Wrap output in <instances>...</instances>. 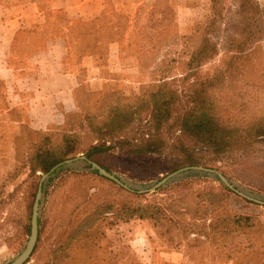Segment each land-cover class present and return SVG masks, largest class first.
I'll list each match as a JSON object with an SVG mask.
<instances>
[{"label": "rangeland", "instance_id": "rangeland-1", "mask_svg": "<svg viewBox=\"0 0 264 264\" xmlns=\"http://www.w3.org/2000/svg\"><path fill=\"white\" fill-rule=\"evenodd\" d=\"M25 1L29 0H0V5L12 7ZM33 1L44 4L47 0ZM239 1L241 2V0H214V2L213 0H162L159 6L160 13L154 14L150 20L153 23L159 20L156 18L165 17L168 26L154 32L150 30V25H146L148 20L139 18L137 22L127 24L123 35H112V32L106 31L100 35L99 41L93 40L92 35L85 34L83 28L85 26H80L79 23V25L73 24L69 32L66 31V27L59 26V20H56L57 17H64L63 14L59 11L48 12L46 23L32 26L17 34L15 56L24 58L35 51H40L47 43L50 44L59 37L64 40L67 38L66 46L68 45L70 51L64 66L68 72L77 75L80 81L74 95L75 110L69 113H73V116L67 118V121L70 120L68 130L74 132V139L77 141L76 151H85L95 141L94 135L90 132V124L87 126L88 121L84 119L86 116L94 117V122L101 123L105 120L107 110L112 104L118 102L126 104L133 101L145 89L159 84V80L165 76H167L165 81L167 87L178 91L186 90L191 83L209 77L220 69L223 70L224 63L227 67L230 66L229 71L234 73L225 80L227 81L225 87L216 90L215 100L223 103L224 114L233 125L237 124L239 118L245 119V116L250 120L253 116L264 115V90L261 88L264 78L263 63L254 62L252 54L246 58L247 61L236 60L232 64L223 51L227 38L236 39L238 26L247 24L245 19L251 15L248 10L239 11ZM248 1L255 8L260 9L258 31L260 39H264V0ZM141 3L111 2L105 8L109 9L108 7L113 6L112 21L115 19L119 21L124 15L123 12L128 13L135 8L147 10L153 7L154 2ZM213 3L216 4L217 14L214 13ZM214 14V24L210 29L209 39L211 43L217 45L215 50H218V53L199 68L187 71V54L202 41L204 24ZM110 17L112 16H109V19ZM104 24L107 25L106 22ZM109 27L110 24L107 28ZM89 47L92 48L91 53L86 52ZM17 60L12 58L14 65L18 64ZM252 83L256 84L252 85ZM240 107H244L241 117L238 112ZM141 118L146 121V113L141 114ZM64 123L62 119V123L51 126L49 132L61 133L65 129ZM9 133L10 135L6 136L9 139L0 141V155L6 156L5 159L0 158V264H7L23 249L29 237L28 231L30 233L28 226L35 195L41 177L45 174L37 172L35 176L31 175L26 165V158L30 155L29 147L35 143L40 133L24 131L21 132L19 139L17 136L13 138L11 130ZM164 133L167 134L164 136L167 146L162 155L127 157L117 151L105 153L96 160L109 172L123 179L139 184L159 181L187 167L177 165L180 154L176 149L172 150L169 147L181 139L176 138L178 132L172 130L169 132L166 129L162 132ZM54 138L56 140L57 137ZM181 140L189 145L186 139ZM79 156L85 155L80 153L74 158ZM86 159L97 164L92 159ZM200 166L203 167L202 164ZM208 168L217 170L238 186L264 196V144L260 145L254 154L226 158L213 163ZM219 194L224 203L222 207H219L218 203ZM196 199H204L209 205L211 204L213 212L209 216V221L231 216L236 219L246 218V221L252 225L247 236H240L242 240H246L244 243L246 246L244 252L242 250L239 252L233 264H264V205L238 196L212 178L186 176L153 192L133 197L131 191L128 192L99 174L75 170H64L48 184L38 223L39 236L30 258L24 264H49V256L54 248L69 234L72 227L101 201L110 200L120 205L131 203L133 200V202L147 201L164 207L173 205L176 209L181 203L192 206ZM121 224L110 227L109 221H103L90 232L91 235L105 234L107 242L100 243V249L91 256L89 264H140L127 244L131 229L127 226L122 227ZM133 227L137 233H141L140 225ZM202 230L208 229L203 226ZM233 235L232 231L230 236ZM151 239L152 243L156 242L155 235H151ZM87 240L83 239L82 244L88 242ZM153 247L155 250L161 249L158 243L153 244ZM84 250L82 246L75 250L74 246L72 255L81 257ZM199 256L197 255L194 264H209L207 261H200Z\"/></svg>", "mask_w": 264, "mask_h": 264}, {"label": "trees", "instance_id": "trees-1", "mask_svg": "<svg viewBox=\"0 0 264 264\" xmlns=\"http://www.w3.org/2000/svg\"><path fill=\"white\" fill-rule=\"evenodd\" d=\"M161 2L162 0H154L153 7L147 10L135 8L128 13L123 12L124 15L120 17L119 21L116 19L112 21L113 6L108 7L109 9L104 8L99 16L86 22L78 19L68 20L64 17L56 18L54 14L52 16L59 20V26L66 27V31L69 32L73 24L79 23L80 26H85L83 27L85 34L92 35L93 40L99 41L100 35L106 31L112 32V35H123L127 24L137 22L136 20L139 18L148 20L146 25H150V30L154 32L168 26L165 17L161 18L160 16L156 18L159 20L153 23L150 20L154 14L160 13ZM215 5L213 3L212 7L214 13L217 14ZM238 5L239 11L248 10L251 15L245 19L247 24L242 27L238 26L236 39L227 38L223 51L232 64L236 60L245 62L246 58L253 54L254 62L259 61L264 65V39H260L258 31L260 9L252 6L248 0H241ZM215 14L204 24L202 41L187 54V71L199 68L218 53V50H215L217 45L211 43L209 39ZM109 16L112 17L109 19ZM108 24H110L109 28H107ZM65 41L68 44L67 38ZM66 48L67 54L63 60L65 71L67 70L64 61L70 51L68 45ZM87 49L86 52H92L91 47ZM226 65L223 64V70L220 69L209 77L191 83L186 90L178 91L167 87L165 82L167 76H165L159 80V84L145 89L133 101L126 104L121 102L112 104L107 110L105 120L101 123L94 122V117L86 116L84 119L88 121L87 126L90 124V132L94 135L95 141L85 151H76L77 141L74 139V132L68 130V121L70 124V120L67 121V118L73 116V113L66 114L64 117L65 129L61 133H40L35 143L29 147L30 155L29 158H26V165L31 175L35 176L37 172L47 173L54 166L73 159L80 153L95 161L106 171L108 169L96 160V158L104 156L105 153L118 151L127 157L162 155L167 146L164 138L167 134H162L166 129L169 132L171 130L178 132L179 135L176 138L186 139L189 142L187 145L183 140L178 139L176 144H168L172 150L176 149L180 154L178 166L191 167L202 164L203 168H208L213 163L226 158H239L254 154L258 147L264 144V115L253 116L250 120L245 116V119L239 118L237 124L233 125L227 119L223 103L215 100L216 90L225 87L227 82L225 80H228L229 76L234 73L230 72V66ZM245 79L250 81L247 77ZM255 84L252 83V85ZM261 84V88L264 90V78ZM239 94L241 95V92ZM244 107L239 108V117L242 116L241 112L244 111ZM143 113H146V121L141 118ZM24 131L32 132L28 127L22 126L21 132ZM54 136L57 137L56 140H54ZM93 173L98 174L97 172ZM131 194L133 197L141 196L135 192H131ZM217 197L219 207L224 206L220 194ZM133 201L122 205L110 200L95 204L89 214L83 216L54 248L49 256V264H89L91 256L100 249V243L107 242L103 233L90 234L103 221H109L110 227H116L119 223L132 220L148 221L164 248L183 249L190 258L196 260L197 255H200V261H208L211 264L234 263L239 252L245 250L246 240H242L240 236H247L252 225L246 221V218L236 219L231 216L209 221L213 210L211 204L209 205L204 199H196L192 206L181 203L176 206L178 210L173 205L164 207L155 202ZM184 219H187L186 221L189 223ZM203 226L208 230L203 231ZM232 231L234 235L230 236ZM87 238L89 239L87 240ZM83 239L88 242L82 244ZM74 246L75 250L79 246L85 249L81 257L72 255Z\"/></svg>", "mask_w": 264, "mask_h": 264}, {"label": "crops", "instance_id": "crops-1", "mask_svg": "<svg viewBox=\"0 0 264 264\" xmlns=\"http://www.w3.org/2000/svg\"><path fill=\"white\" fill-rule=\"evenodd\" d=\"M111 2L152 3L154 0H47L44 4L29 0L12 7L0 5V141L9 139L6 136L10 135V130L13 138L19 139L22 126L46 133L51 126L62 123L65 115L75 110L74 95L80 84L77 75L63 68L67 54L63 38L47 43L40 51L24 58H17V34L46 23L48 12L59 11L68 20H91ZM12 58L18 59L17 65L13 64ZM5 157L0 155L1 159ZM121 225L131 229L127 244L140 264L195 263L183 249L164 248L148 221H130ZM135 225H140V234L135 231ZM151 235H155V243L161 249L155 250Z\"/></svg>", "mask_w": 264, "mask_h": 264}, {"label": "water", "instance_id": "water-1", "mask_svg": "<svg viewBox=\"0 0 264 264\" xmlns=\"http://www.w3.org/2000/svg\"><path fill=\"white\" fill-rule=\"evenodd\" d=\"M64 170L97 172L100 176L105 177L121 186L122 188L131 192H135L137 194L153 192L160 187L170 185L173 182L185 178L186 176H205L208 178H212L217 182H220L226 188L246 200L264 205V196L258 195L238 186L215 169L203 168L200 166L186 167L167 175L159 181L139 184L123 179L113 172L106 171L99 165L88 161L85 156H79L77 158L66 160L63 163L54 166L49 172L42 175L32 206L29 237L23 249L7 264H24L30 258L38 237V220L41 215L45 190L48 184Z\"/></svg>", "mask_w": 264, "mask_h": 264}]
</instances>
